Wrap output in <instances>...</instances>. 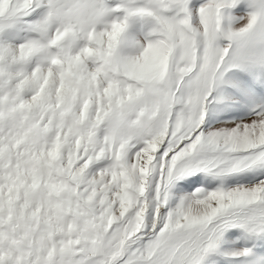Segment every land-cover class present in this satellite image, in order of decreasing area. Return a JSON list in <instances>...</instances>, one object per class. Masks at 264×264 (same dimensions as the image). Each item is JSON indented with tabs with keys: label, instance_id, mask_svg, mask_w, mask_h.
<instances>
[{
	"label": "snow or ice",
	"instance_id": "1",
	"mask_svg": "<svg viewBox=\"0 0 264 264\" xmlns=\"http://www.w3.org/2000/svg\"><path fill=\"white\" fill-rule=\"evenodd\" d=\"M0 264H264V0H0Z\"/></svg>",
	"mask_w": 264,
	"mask_h": 264
}]
</instances>
